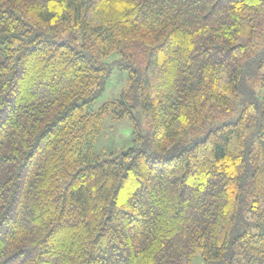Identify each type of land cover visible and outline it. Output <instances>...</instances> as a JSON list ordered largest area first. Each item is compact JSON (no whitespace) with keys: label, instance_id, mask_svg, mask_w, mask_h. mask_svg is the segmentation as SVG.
Segmentation results:
<instances>
[{"label":"trees","instance_id":"16d2710c","mask_svg":"<svg viewBox=\"0 0 264 264\" xmlns=\"http://www.w3.org/2000/svg\"><path fill=\"white\" fill-rule=\"evenodd\" d=\"M0 264H264V0H0Z\"/></svg>","mask_w":264,"mask_h":264},{"label":"rangeland","instance_id":"374dc122","mask_svg":"<svg viewBox=\"0 0 264 264\" xmlns=\"http://www.w3.org/2000/svg\"><path fill=\"white\" fill-rule=\"evenodd\" d=\"M115 54L107 57V61L114 59ZM127 75L124 71L112 67L106 86L101 95L91 107L92 111L97 110L104 102L119 97L122 88L126 83ZM145 116L142 117V127L145 129ZM134 144L132 123L127 117L116 119L112 113H106L102 119V125L93 142V151L100 155H115L120 150Z\"/></svg>","mask_w":264,"mask_h":264}]
</instances>
